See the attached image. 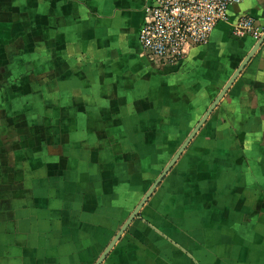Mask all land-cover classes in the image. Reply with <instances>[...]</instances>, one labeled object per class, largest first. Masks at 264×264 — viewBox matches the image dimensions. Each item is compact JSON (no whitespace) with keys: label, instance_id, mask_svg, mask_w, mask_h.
<instances>
[{"label":"crops","instance_id":"crops-1","mask_svg":"<svg viewBox=\"0 0 264 264\" xmlns=\"http://www.w3.org/2000/svg\"><path fill=\"white\" fill-rule=\"evenodd\" d=\"M150 0H0V264H264V0L157 67Z\"/></svg>","mask_w":264,"mask_h":264},{"label":"built area","instance_id":"built-area-1","mask_svg":"<svg viewBox=\"0 0 264 264\" xmlns=\"http://www.w3.org/2000/svg\"><path fill=\"white\" fill-rule=\"evenodd\" d=\"M240 1L150 0L138 34L144 55L157 67L180 65L191 47L209 42L216 25L228 19L230 6ZM232 32L264 42V26L249 15L240 16Z\"/></svg>","mask_w":264,"mask_h":264}]
</instances>
